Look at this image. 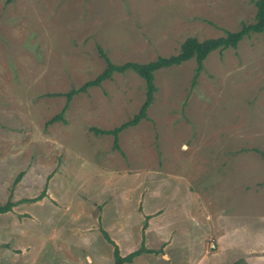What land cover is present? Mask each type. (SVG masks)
Here are the masks:
<instances>
[{
	"label": "rangeland",
	"instance_id": "1",
	"mask_svg": "<svg viewBox=\"0 0 264 264\" xmlns=\"http://www.w3.org/2000/svg\"><path fill=\"white\" fill-rule=\"evenodd\" d=\"M255 1L0 0V204H14L0 213V264H112L101 231L122 254L137 249L145 206L171 215L193 257L213 238L225 263L264 264V31L199 71L194 59L156 71L147 118L119 133L118 150L94 129L137 113L145 84L133 71L75 94L46 124L66 102L53 93L103 70L97 44L116 64L149 62L252 22ZM193 197L204 224L184 215ZM172 235L152 228L160 252L135 264H160Z\"/></svg>",
	"mask_w": 264,
	"mask_h": 264
},
{
	"label": "trees",
	"instance_id": "2",
	"mask_svg": "<svg viewBox=\"0 0 264 264\" xmlns=\"http://www.w3.org/2000/svg\"><path fill=\"white\" fill-rule=\"evenodd\" d=\"M256 10L254 15V20L249 23L242 22L241 26L236 31H225V34L216 38H207L205 40L199 41L195 37H187L181 44L179 51L176 54L169 56H157L154 60L145 63H139L134 61H127L122 64H116L112 62L105 51L97 44L98 55L104 60L105 66L103 70L97 74L93 79L87 80L78 88H71L66 93H53L52 95L65 96L66 102L59 113L51 117L46 124H51L56 121L63 120V113L67 109L68 103L71 98L78 94L79 92H86L90 87L100 86L105 80L111 79L114 73H125L127 71L135 72L140 78L143 79L145 84V96L142 104L140 105L137 113L129 120L121 123L120 125L112 129H94L97 134H110L113 136V148L119 149L118 145V135L121 131L128 127L135 126L141 119L147 118V109L152 104L154 100V93L157 88L154 83V74L156 71L167 68L171 66L180 65L190 59L196 61V70L199 71L202 68L203 61L206 57L215 50H224L227 48H236L238 43L246 36L253 33H261L264 31V0H256L254 2ZM22 173H18L15 177L12 186L16 185ZM43 193L39 196L29 199L31 201L40 199ZM14 205L11 201H7L4 204H0V213H5L11 209ZM102 230V229H101ZM105 239L112 245V264H124L129 263L134 257L142 253H157L160 251L147 249L143 241L141 245L129 252L128 254L122 256L118 249V246L111 240L107 232L101 231Z\"/></svg>",
	"mask_w": 264,
	"mask_h": 264
},
{
	"label": "crops",
	"instance_id": "3",
	"mask_svg": "<svg viewBox=\"0 0 264 264\" xmlns=\"http://www.w3.org/2000/svg\"><path fill=\"white\" fill-rule=\"evenodd\" d=\"M193 201L195 202V204H193V202H192V204L187 209L184 210V215H185V217H189L190 219H195L196 222H198V224H204V221L201 220V218L203 217V212L200 211V208L198 207L200 205V203L197 202V204H196V200L194 199V197H193ZM181 205L182 204L178 205L176 208L183 209L180 207ZM145 207H144V211H143L144 217H145L144 218L145 220L143 223V227H144L143 230L144 231H142V238L140 241V245H141V242L143 241V244L147 249L157 250L156 248L153 249L151 245H148V240H147V234L150 233V230L154 227H156V233L159 237L161 234H168V233L173 234L172 239H164V241H162L160 243V245H159L160 247L159 246L157 247V248H161V244H162L161 249L163 250V254H161L160 259H158V260H160V264H228V263H225V260H227L228 252L225 251L223 253V255L220 256L221 248L219 246V250H217L218 249L217 243L215 240H213V238H211L207 242L205 241L203 251L201 253L198 252V254H195V257H193L191 254L192 247L189 246V243H191L193 245L192 239H190V238L186 239V241L188 243H185V244L183 243L184 239H182L183 237L180 233L181 230L180 229L178 230V227H176V228L172 227L173 218L171 217V215L168 212L160 210V209L152 210L149 212V210H146ZM174 218L177 219L176 216H174ZM156 223H157V225H156ZM213 225L214 224L212 223L211 228L209 230H207L208 232L210 230H213ZM200 226H202V225H200ZM215 226L217 227V225H215ZM216 230L218 232L219 228H216ZM125 232H127L126 229L123 231V233H125ZM111 240L118 246V249L120 251L118 244H123V243L115 237L111 238ZM149 240H150V238H149ZM195 242L196 241H194V243ZM221 243H223V242H221ZM127 247L128 246H126V248ZM190 248H191V251H190ZM112 250H113V247H112ZM232 250H234V248ZM131 251H132V249L129 252H131ZM129 252H127V254ZM120 254L122 256L126 255V254H122L121 251H120ZM146 254H148V253L144 252L140 255H144V257H145ZM215 254H219V255L214 256ZM140 255H138V256H140ZM138 256H136V257H138ZM136 257H134L131 262H129V263L127 262L124 264H135L136 261H134V260ZM144 257L140 259L141 260L140 263L143 261L142 259H144ZM232 263H234V262H232Z\"/></svg>",
	"mask_w": 264,
	"mask_h": 264
},
{
	"label": "built area",
	"instance_id": "4",
	"mask_svg": "<svg viewBox=\"0 0 264 264\" xmlns=\"http://www.w3.org/2000/svg\"><path fill=\"white\" fill-rule=\"evenodd\" d=\"M213 246V245H212Z\"/></svg>",
	"mask_w": 264,
	"mask_h": 264
}]
</instances>
